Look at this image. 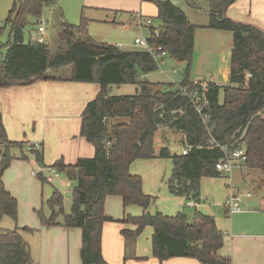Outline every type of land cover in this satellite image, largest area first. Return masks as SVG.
<instances>
[{
    "label": "trees",
    "instance_id": "1",
    "mask_svg": "<svg viewBox=\"0 0 264 264\" xmlns=\"http://www.w3.org/2000/svg\"><path fill=\"white\" fill-rule=\"evenodd\" d=\"M235 1L209 0L206 28L230 31L232 45L229 85L208 82L205 121L195 110L193 100L198 86L188 75L197 25L172 1H153L156 15L148 37L157 52L165 51L186 63L180 81L164 83V88L163 84L145 78L158 64L149 52L140 48L121 50L95 40L89 35L88 21L83 17L76 25L62 21L53 53L46 43H25L23 28L28 19L38 23L43 7L58 5V0L13 1L4 21L10 39L5 52L0 54V88L50 79L47 71L66 66L70 67L67 80L99 85L98 94L83 109L80 122V135L93 145L94 155L79 158L72 165L61 159L52 164L72 184L69 212L64 210V195L55 187L45 201L49 215L44 214L42 207L36 210L44 226L81 229V264H110L101 251L103 224L117 221L104 212V201L109 195L120 196L123 206L137 205L143 210L139 216L127 215L120 220L136 227L121 230L128 248L150 226L152 255L159 261L188 257L203 264H231L229 257L219 254L224 233L217 228L212 215L195 211L190 220L183 210L171 216L159 211L150 213L147 209L154 198L143 192L141 177L131 174L129 167L138 159H169L171 171L166 180L169 193L195 203L200 201V179L222 176L215 164L223 156L219 147L223 144L245 149L247 161L242 168L264 172V31L226 14ZM153 27L158 30L157 36L152 35ZM120 84L135 85V93L111 95L112 86ZM180 88H185L189 95ZM115 118H127L128 122L114 123ZM159 128L182 133L181 143L188 152L171 153L164 146L156 152L153 138ZM22 147L23 142L7 139L0 118V219L9 216L15 222L18 202L5 188L2 176L13 159L24 158ZM41 151L31 150L40 164ZM36 176L42 182L47 181L41 172ZM27 230L31 229L0 230V264H31L30 247L21 233Z\"/></svg>",
    "mask_w": 264,
    "mask_h": 264
},
{
    "label": "crops",
    "instance_id": "2",
    "mask_svg": "<svg viewBox=\"0 0 264 264\" xmlns=\"http://www.w3.org/2000/svg\"><path fill=\"white\" fill-rule=\"evenodd\" d=\"M133 2L134 3L127 4L123 3V0H86V5L83 7L81 16L88 21V26L93 23L106 22L108 18L111 19V22H115L117 17L121 22L134 20L135 24L138 15L149 18L155 16L156 6L152 0H133ZM137 8L138 12H134L133 10ZM50 11H52L51 7ZM183 11L187 16V19L193 23L188 13L185 10ZM226 14L232 19L253 23L264 31V0H237L227 8ZM126 17H128V19H126ZM78 23L69 24L76 25ZM198 27L200 26L197 25L195 30L194 45L196 44ZM48 75H51L50 79H38L26 85H11L0 88V118L7 139L10 141L23 142L21 151H23L24 158L13 159L9 166L21 165V162L25 163L28 169L29 167L31 168L29 170L30 177L35 181L37 180L35 178L36 175H33L32 171L41 166H52V164L59 159H61L64 164L72 165L79 158L92 157L94 155L93 145L80 135V122L83 109L89 101L96 97L99 92V85L93 82L70 81L67 80L66 76L62 79H54L55 75ZM210 79L216 83L213 76L210 77ZM225 81H229V60L228 69L225 74ZM111 93L112 88L110 90V94ZM120 122L126 123L128 122V119H114V123ZM158 130L161 131L163 139H165L164 135H170L173 140L175 138L179 143L183 140V134L178 131L165 128H159ZM31 144H39L41 146V165L36 161L31 150L28 149V146ZM181 145L183 149V143H181ZM16 153L19 154L17 150L15 154ZM156 159L159 158L147 160L138 159L135 161H155ZM135 161L130 164L129 172L138 175L136 171H133L132 169V165ZM240 172H242V168L235 167L230 176H221L226 177L228 180V193L225 199L230 192H239L240 189L238 186L241 182L246 183V179H241ZM44 175L47 174L44 172ZM153 176L157 178L158 173L153 171ZM168 177L163 180V183L162 181L159 183V187L160 185L165 187V190H161L162 194L170 197L169 195L172 196V194L169 193L166 186V180ZM58 178L59 177L54 178L52 181ZM68 182L69 180L67 178L66 181L56 180L55 183L60 188L55 187V185H52V187L57 188L65 197V189H63V187H67L69 184ZM4 186L18 202L17 218L15 222L16 227H28L31 229L22 234L28 244L32 233L40 232L39 245L42 253L40 259H49L50 256H54V262L52 264H81L80 256L78 257L81 247V229L66 228L58 225L49 227L42 225L36 213V210L40 208L38 203L29 197L27 199L28 203L22 206L26 210H22L20 208V196L15 191L8 189L6 187L7 184L5 185L4 183ZM142 190L145 194H148L144 183H142ZM247 192H249L251 196V192L249 190H247ZM183 199L184 197L175 196V198L171 200V210L176 212L181 211ZM248 200L249 199L245 201L240 211L235 213L236 215L233 214L232 216H228V214H226L230 218L229 221H226L218 215L213 216L212 213H208L207 211L203 212L212 215L217 228L224 233L223 246L219 250V254L229 257L231 264H264V244L261 247L254 248V246H248L247 242V237H249L250 234L248 230L253 225L264 223V215L259 216V214L255 212L256 209L250 211L251 206L249 205ZM189 202L187 204L188 206H190ZM199 203L200 201L190 207H197ZM65 209L64 201V210ZM147 210L150 213L156 212L153 207L152 210L149 209V207ZM142 211V208L136 205L123 206L120 196L109 195L106 197L104 201V212L117 220L114 222H105L102 227L101 251L103 258L107 263L203 264L196 258L188 257H172L159 261L152 255L151 237L153 230L150 226L145 227L137 237L134 245L128 248L126 240L121 234V230H134L136 227L132 223H122L120 220L127 215L133 217L139 216ZM48 213L45 215L47 216ZM161 213L168 216L175 214ZM228 230L229 233H227ZM29 247L32 255L33 250L31 243L29 244Z\"/></svg>",
    "mask_w": 264,
    "mask_h": 264
},
{
    "label": "rangeland",
    "instance_id": "3",
    "mask_svg": "<svg viewBox=\"0 0 264 264\" xmlns=\"http://www.w3.org/2000/svg\"><path fill=\"white\" fill-rule=\"evenodd\" d=\"M14 0H0V54L5 52V45L9 41V28L4 25L5 18L8 10L11 7ZM154 1V0H152ZM176 5L185 10L191 21L199 25L196 33V44L194 45V51L192 56V62L189 67L188 75L190 80L198 79L200 81H207L210 77H214L215 81L219 85L227 86L229 81H225V74L228 69V60L230 58V51L232 45V33L225 30H212L206 28V24L209 21L208 9L209 0H170ZM122 3V2H121ZM123 3H134L133 0H123ZM63 10V18L62 12ZM58 5H55L50 11V7L45 6L42 9L40 20L36 23V20L29 18L27 24L23 28V41L25 43L32 41V39L41 38L48 45L49 50L53 53L58 46V31L62 27V21L68 23H78L82 17L83 7L86 5V0H58ZM149 6V5H148ZM124 9V8H123ZM138 12V8L133 10ZM156 15V13H155ZM119 16V15H117ZM146 16V15H145ZM150 16V15H148ZM155 17V16H154ZM128 19V17H126ZM152 19V18H151ZM154 23V22H153ZM39 24H43L44 31L42 34L37 33V27ZM134 20H126L121 22L117 17L115 22H111L108 18L106 22L93 23L88 26V33L91 37L98 41L106 42L107 44L122 45L121 50L138 49L133 43L136 37L140 36L138 29L133 28ZM142 36L148 38L150 36V30L144 28L141 33ZM69 66L61 67L58 70H49L48 74L55 76H68ZM186 70V63L172 58L166 54L163 58L158 59L157 68L147 73L145 78L150 82L161 87H166L164 83L172 82L177 83L184 76ZM177 86V85H176ZM135 93V85L132 84H120L112 86L111 95H127ZM222 100V93L219 96ZM175 136V135H174ZM173 136V137H174ZM161 136V131L157 130L154 134L153 145L157 152L160 147H167L171 153H180L182 149L181 143L172 136ZM177 138V137H176ZM18 157L19 154L16 153ZM21 165L9 166L5 169L2 181L7 184V188L11 191H15L20 196V208L26 210L27 199L31 197L36 201L39 207L43 208L44 214L48 213L45 201L50 196L52 185L60 188L55 182L56 180L66 181V177L60 174V177L51 182L40 181L38 177L36 181L30 177L29 169L25 163L21 162ZM153 164V166H152ZM39 165H41L39 163ZM242 168V167H240ZM133 171L141 177L142 183L145 185L147 193L154 198L150 203L149 209L152 207L156 211L163 213L174 214L176 211L171 210V200L175 196L167 197L162 194V189L165 187H159V183H163V180L169 176L171 171V161L169 159H156L155 161H135L132 165ZM153 171L158 173V177L153 176ZM241 179L245 182H241L239 187L240 194L243 195L241 207H243L247 199L251 210L256 209V213L259 216L264 215V172L258 169H244L242 168ZM70 184V181L68 182ZM63 187L64 192L67 193L70 185ZM228 180L226 177H218L216 179L210 177H202L200 179V203L197 207L188 206L189 200L185 198L182 200L181 209L185 212L188 219L191 220L195 211H207L212 215H218L229 221L230 218L226 215L227 211L223 206L225 197L228 193L227 188ZM249 190L251 196L246 197L245 193ZM167 194V193H166ZM42 205V206H41ZM72 205V198L70 194L65 196V210H70ZM137 206V205H136ZM204 210H202V209ZM18 209V208H17ZM49 215V213H48ZM236 215V214H234ZM264 222V220H263ZM16 227L15 221L9 216H3L0 219V230L14 229ZM249 237H247L248 246L254 248L261 247L264 244V223L260 225H253L249 230ZM251 231V232H250ZM25 231H21L24 234ZM229 233V230L228 232ZM40 232H34L30 236V242L32 245V262L31 264H52L54 262V256L50 258H41L42 253L40 250L39 240ZM77 256V253H76ZM79 257V254H78ZM77 257V258H78Z\"/></svg>",
    "mask_w": 264,
    "mask_h": 264
},
{
    "label": "built area",
    "instance_id": "4",
    "mask_svg": "<svg viewBox=\"0 0 264 264\" xmlns=\"http://www.w3.org/2000/svg\"><path fill=\"white\" fill-rule=\"evenodd\" d=\"M136 18H137V20H136V23L134 24V28L139 30L140 36L136 37L133 40V43L138 48L146 50L147 52H149L154 57V59L158 61L159 58L166 55V52L165 51L157 52V48L149 43L148 38H145L144 36L141 35L142 30L144 28L149 29L150 27H152L153 20L149 17H142L140 15H138ZM43 31H44L43 24H39V26L37 27V33L42 34ZM151 31H152V35H154V36L158 35L157 28L153 27ZM32 41L45 43L42 40V37L41 38L36 37V39H32ZM115 46L117 48L122 47L121 44L115 45ZM208 82H213V81L211 79L207 80V81H200V80L195 79L193 81V84L198 86V93L196 94V96L193 100V104H194L196 112H198V114L201 116L203 121H205L207 119V114L205 113V109L208 106V100L205 97V92L208 89ZM180 90L183 94L189 95L185 88H180ZM219 147L223 152V156L218 162H216L215 169L221 175L230 176L235 167H243L244 166V164L247 161V155H246V151L243 147L231 146V145H227V144H223ZM28 149L40 151L41 146L39 144H31L28 146ZM187 152H188L187 147H184L181 150L182 154H186ZM40 172L43 174V176L48 181H51L54 178L60 177V173L52 166H47V167L41 166L40 168L33 170L32 174L37 175ZM44 172L47 175H44ZM245 196L249 197L250 193L246 192ZM242 198H243V195L240 193H234L232 191L228 194V196L224 202L225 209H226L228 215L232 216L233 214L240 211L241 204H242ZM194 204H195V202H193V201L189 202L190 206H194Z\"/></svg>",
    "mask_w": 264,
    "mask_h": 264
},
{
    "label": "water",
    "instance_id": "5",
    "mask_svg": "<svg viewBox=\"0 0 264 264\" xmlns=\"http://www.w3.org/2000/svg\"><path fill=\"white\" fill-rule=\"evenodd\" d=\"M69 185H72L71 183L69 184ZM70 193L69 192H67V193H65V196H68Z\"/></svg>",
    "mask_w": 264,
    "mask_h": 264
}]
</instances>
